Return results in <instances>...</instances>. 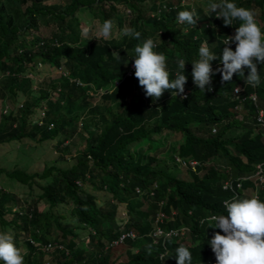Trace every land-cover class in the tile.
Instances as JSON below:
<instances>
[{
	"label": "trees",
	"instance_id": "1",
	"mask_svg": "<svg viewBox=\"0 0 264 264\" xmlns=\"http://www.w3.org/2000/svg\"><path fill=\"white\" fill-rule=\"evenodd\" d=\"M233 2L253 10L264 32V0ZM26 3L30 6L20 8L19 24L15 16L6 20L0 13V100L14 105L0 123V145L16 142L19 148L13 150L25 153L20 147L26 139L36 144L58 139L61 147L78 137L83 151L68 168L52 164L41 173L0 168V176L5 173L25 193L21 199L0 184V225L15 232L18 249L25 233L29 251L24 264H177L175 249L181 244L191 252L192 264H217L208 241L221 230L201 221L226 214L223 201L234 195L223 189L225 182L252 175L264 163V138L255 134L257 109L249 100L242 106L234 99V89L241 85L243 97L255 92L260 105L264 64H258L260 84L252 87L238 75L222 84L215 71L222 65L214 60L212 93L195 86L192 62L199 59L205 41L213 54L222 55L223 41L235 34L239 21L225 26L216 13L191 0H69L64 8L20 0L18 5ZM192 9L199 17L195 27L177 23L179 11ZM87 10L94 20L90 34L82 37L79 14ZM109 19L112 35L105 39L98 31ZM126 22L141 33L139 40L117 38ZM148 38L156 42L154 51L166 56L170 80L178 60L185 61L186 99L169 91L159 99L147 97L134 73L128 75L135 46ZM43 65L67 70L68 76L51 86L37 84L34 77ZM244 71L247 75L249 69ZM239 106L242 113L236 110ZM39 109L44 114L41 125L33 120ZM232 129L241 132L224 139ZM179 169L191 180L179 178ZM233 183L239 198H250ZM242 183L244 193L255 184L251 179ZM92 189L111 199L99 202ZM259 199L264 202V189ZM71 217L76 225L69 228L62 221ZM182 227L188 228L186 237L165 236ZM157 230L164 235L154 236ZM81 231L88 233L87 242ZM128 233L135 238L115 244Z\"/></svg>",
	"mask_w": 264,
	"mask_h": 264
},
{
	"label": "clouds",
	"instance_id": "2",
	"mask_svg": "<svg viewBox=\"0 0 264 264\" xmlns=\"http://www.w3.org/2000/svg\"><path fill=\"white\" fill-rule=\"evenodd\" d=\"M208 8L211 12L216 13L217 19L223 20L225 26L233 25V21H239V26L236 27L234 35L227 36V39L223 41L224 47L222 55L219 57L210 51L208 41L200 45L199 59L192 62V78L195 86L202 92L205 90L214 92L211 87L212 62L214 60H219L222 65L215 70L221 74L222 84L231 82L233 76L238 75L243 78L246 85L258 86L261 82L258 64H264V32L261 31V27L256 21L254 11L237 6L233 0H208ZM176 19L177 23H186L195 27L199 17L195 9H192L179 11ZM112 29L113 21L105 20L98 31V36L108 39L112 35ZM90 31V28L83 27L81 36L87 37ZM121 34L137 40L141 38L139 31L128 26L121 30ZM232 44L236 45L235 50L232 49ZM155 47L156 42L152 38H148L135 46L132 57L134 62L130 65L128 75L132 76L134 73L147 97L159 99L165 91H169L171 94L174 92L176 96L184 94L187 83V76L184 74L185 61L178 60L175 78L170 80L166 56L154 51ZM245 67L249 69L247 75H245ZM206 86L208 87L206 88ZM236 88H238L237 92L239 89L241 90L239 97H243L244 94L242 95V93H244L245 86L239 85ZM252 96L257 97L256 102L252 100ZM184 98L187 97L184 96ZM234 99L238 100L235 95ZM242 100L243 102L239 100L241 105L249 100L256 107L255 120L257 126L255 131L264 138V124L258 121L261 113H263L264 118V108L261 107V103L259 105L257 93L252 92L249 97H243ZM244 179H251L255 183L254 188L250 187L252 189L247 193L243 192L242 182ZM262 180H264V163L257 164L252 175L227 181L232 183L233 191L225 190L224 186L223 189L232 192L234 196L223 201L226 214H213L201 221V223H208L209 228L220 229L223 233L221 234V231L215 232L212 239L208 241L215 254L217 264H264V202L259 199V191L264 189V181ZM233 181L237 183V189L241 190L243 195L245 194L244 196L250 198H239L240 192L235 189ZM187 232L188 228L182 227L181 231L171 230L165 233V236L179 234L181 237H186ZM156 235H164V232L160 230L154 234V236ZM135 236L134 233L122 235L115 244L121 245L126 237L135 238ZM149 254H151V249H149ZM175 255L177 264H192V254L183 244L175 249ZM160 259L165 260L163 256ZM0 261H3V264H24V257L16 246L14 236L10 231H0Z\"/></svg>",
	"mask_w": 264,
	"mask_h": 264
},
{
	"label": "rangeland",
	"instance_id": "3",
	"mask_svg": "<svg viewBox=\"0 0 264 264\" xmlns=\"http://www.w3.org/2000/svg\"><path fill=\"white\" fill-rule=\"evenodd\" d=\"M207 1L208 0H191V2L195 6L198 7L200 5L201 7L205 9V11H208V6L205 5ZM68 2L69 0H44L45 5H57L59 7L63 6L62 8H64V6L68 4ZM18 3H20V0H0V13L5 15L6 20H8L11 16L12 17L15 16L16 18H18L16 20L17 24H19L23 19L20 8H22L24 11L25 8L30 6V3H26V5L21 7L18 5ZM125 13L126 15H129V16L131 15V11L128 10V8L125 9ZM79 18L82 22L83 27H88V28L91 26L94 20L92 14L88 10L82 11L79 14ZM49 21H50L49 24H51L52 20L49 19ZM45 22H48V19H45L43 21V23ZM125 26L129 27L128 22L125 23ZM118 35H119V31L117 30L116 36L117 38L120 39L122 34H120L119 36ZM38 68H39V72L37 75L35 74V77H34L37 84L46 82L47 84L49 83L48 85L51 86V82L52 83L62 82L68 76L67 70L63 73L62 69H57L50 65H43V69L40 66ZM261 103L262 105H264V99L262 100ZM13 106L14 105L12 104L10 99L9 100L7 99V102H2V100H0V123L3 122V118H4L3 116L7 115L8 110H10L8 108H11ZM241 111L243 112L244 108L243 110H240L239 112ZM43 115H44L43 110H40L39 112L36 113L33 120L41 125L42 124L41 119L44 118ZM237 118L243 119L241 115H239ZM79 126H81V123H79ZM99 127H100V130H102L104 128V125L99 123ZM81 130H82V127H81ZM240 132L241 131L238 129L237 130L232 129L228 132V134L225 136L224 139H231L235 137L236 135H239ZM255 134H257V131H255ZM163 142L165 145H168V146L172 144L171 142L167 143V140L165 141L163 140ZM24 143L25 145L20 148L25 150V153L22 150H15V151L13 150V149L19 148V145H17L16 142L0 145V168H3L7 171H12L15 168L27 169L31 173H41L47 166H51L52 164L53 165L56 164L57 167H65V168L67 167L68 168L73 163H75L76 158L74 156H76L79 153H82L83 151L82 141H80L78 137L75 139L74 142H69L66 145H63L61 147L58 146V139H55V140L50 139L41 144L39 143L36 144L35 141L26 139ZM169 167L172 168L173 165L169 163ZM179 171L180 172L176 173V175L179 178L185 179V180H191V176L187 173L186 170L181 171L179 169ZM0 184L5 190L11 191L13 193H17V195L21 199L24 198L25 193H23L22 187L19 186V184L12 182L8 178V176H6L5 173H3L0 176ZM91 192L96 194V196H98L99 202H104V201H108L111 199V196L106 192H99L93 189L91 190ZM36 196L38 197V195ZM41 206H45L43 210L48 209V205H46L45 202L42 203ZM122 209L123 207H121L120 209L121 210L120 214L124 217V209L123 210ZM14 212H15V209L12 211V213ZM11 217L13 218V215H11L10 213H8L6 216V218L9 220L11 219ZM62 222L64 225L68 226L69 228L76 225V221L72 217L68 220L66 219L63 220ZM0 231H10L13 236L15 234V232L12 229L9 228V229L4 230L1 225H0ZM81 232H82L81 235L84 236L83 238H81V240L84 239V241L87 242L88 233L86 234L85 233L86 231H81ZM25 240H26L25 233H21L19 237V241L21 242L19 250L23 257H25L29 251V248L24 243ZM14 241H15V238H14ZM58 246L61 248V244H58ZM0 264H3V261H0Z\"/></svg>",
	"mask_w": 264,
	"mask_h": 264
},
{
	"label": "built area",
	"instance_id": "4",
	"mask_svg": "<svg viewBox=\"0 0 264 264\" xmlns=\"http://www.w3.org/2000/svg\"><path fill=\"white\" fill-rule=\"evenodd\" d=\"M132 68H133V70H135L134 67H132ZM237 89H238V88L235 89V91H234V95H235L236 99H238V100H240L241 102H243V100H241L240 97H239V93L241 92V90L239 89V92H237ZM187 95H188V91L185 90V93L182 94L181 97H182L183 99H185L184 96L187 97ZM251 98H252V100H253L254 102L257 101V97H256V96H252ZM237 110H239V111L242 110V107H240V106L237 107ZM258 121L264 124L263 113H261V115H260ZM214 132H216V130H214ZM260 172H262V171H260ZM262 181H264V180H262ZM226 186H227V189H226ZM224 189H225V190H232V191H233V185H232V183H230V182H226L225 185H224ZM116 244H117V243H116ZM50 248H51V246L48 247V249H50Z\"/></svg>",
	"mask_w": 264,
	"mask_h": 264
}]
</instances>
